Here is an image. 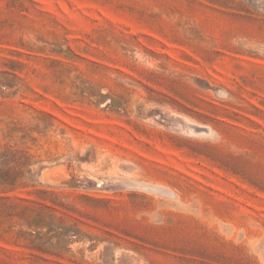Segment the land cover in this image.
I'll return each instance as SVG.
<instances>
[{"label":"rangeland","instance_id":"obj_1","mask_svg":"<svg viewBox=\"0 0 264 264\" xmlns=\"http://www.w3.org/2000/svg\"><path fill=\"white\" fill-rule=\"evenodd\" d=\"M0 264H264V0H0Z\"/></svg>","mask_w":264,"mask_h":264},{"label":"bare ground","instance_id":"obj_2","mask_svg":"<svg viewBox=\"0 0 264 264\" xmlns=\"http://www.w3.org/2000/svg\"><path fill=\"white\" fill-rule=\"evenodd\" d=\"M189 128H190V127H189ZM201 128H202V127H201ZM203 128H204V127H203ZM205 129H206V128H205ZM210 130H211V129H210ZM210 130H209V131H210ZM211 131H212V130H211ZM212 133H213V132H212ZM205 134H206V132H205ZM196 135H197V134H196ZM210 135H211V134H210Z\"/></svg>","mask_w":264,"mask_h":264}]
</instances>
